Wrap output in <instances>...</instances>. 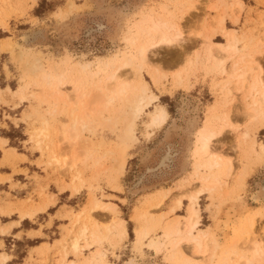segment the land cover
<instances>
[{
  "label": "rangeland",
  "instance_id": "1",
  "mask_svg": "<svg viewBox=\"0 0 264 264\" xmlns=\"http://www.w3.org/2000/svg\"><path fill=\"white\" fill-rule=\"evenodd\" d=\"M149 11L183 36L153 48L159 79L122 70L130 94L147 85L124 147L127 106L80 74L108 70ZM229 32L235 49L209 52ZM263 92L264 0H0V264H264ZM204 126L224 127L219 165L195 155ZM199 186L202 252L184 230Z\"/></svg>",
  "mask_w": 264,
  "mask_h": 264
},
{
  "label": "bare ground",
  "instance_id": "2",
  "mask_svg": "<svg viewBox=\"0 0 264 264\" xmlns=\"http://www.w3.org/2000/svg\"><path fill=\"white\" fill-rule=\"evenodd\" d=\"M239 6H241V2L239 3ZM129 24H130V28H131L132 33H130L129 35L124 37L125 41L129 45L128 46L129 50L123 51V52L119 51L120 56L116 57V61L111 65L110 68H108V70L98 69L95 74H87L85 76L82 72L80 74V77H83L84 79L86 77L90 83L94 84L96 89L100 90L99 92L102 91L106 95H108V93H111L113 96L109 97L110 98L109 102L114 101V99L116 97H118L120 99V101H123L124 104L127 106V108H128L127 113H128L129 118H128V123L125 126V130L123 132V137H122V143H123L124 147H127L131 141L135 140L134 138L136 136H135V130H134L135 125L134 124H135L137 118L139 117V115L141 114V112L144 110V101L147 97V96H145L147 93V85L144 82V84L142 85V89H141L140 93H138L137 95L134 96L133 94H130L129 92L133 88V86L131 85L132 82L128 81L126 75L124 77H123V75H121V74H123L122 70L124 68H127V67L135 66L138 69V70L137 69L136 70L141 73V69H143L144 66H146V65L152 66L154 68V73H155L156 78L159 79L162 75V70H161L162 66L160 67L151 61L152 59H151L150 55H151V53H153L152 52L153 48L155 46H157L158 44H172V43L178 41L183 36L182 29L176 25V23L173 21V19L171 20L170 14L168 12H166V14H154L152 11H149L148 14H146V13L143 14L140 22L129 21ZM229 33H230V39H229L228 44L224 45L223 43H219V42H211L210 44H212V46L209 47V52L212 51L213 46H216L218 49H222V50L223 49L229 50V51H230V49L234 50L235 49V47L233 46L234 44L233 45L231 44L233 42V40L235 39L234 33H232V32H229ZM69 60H70V56L67 55L66 60L64 61L65 64H63L64 65L63 71L70 66L68 64V62H70ZM221 61L224 63L223 58H221ZM191 62H192V60L187 59L186 64L185 63L182 64V67L177 72L178 77L186 75L188 73V68L190 69V66L192 64ZM257 83H260V80L257 81ZM82 96H83V93H81L80 97H82ZM154 98L155 97H153V99ZM155 99L157 100L158 98L156 97ZM259 101L262 104H264V92L262 93V96L259 98ZM255 103H256V101H255ZM252 110H253V114L255 115L257 113L256 110L255 109H252ZM165 118H166L165 112L164 113L162 112L161 115H158L157 117H155V121L161 122V121H164ZM80 120H82V119H80ZM223 126L225 127L226 124ZM224 127L220 128L219 130H215V129L210 128L208 126L207 127L204 126L200 129L199 134L198 135L196 134L197 135V142H196V147H195V155H197L200 159H204V158L210 156V158H211V160H210L211 162H209V163H211L210 166L219 165L220 160L216 156L217 154L214 152L215 151L214 150V140L216 138H218L219 135L222 134V129ZM125 156L126 155L120 156L122 158L120 159V162H119V168H120L119 170H122L125 166V163H126ZM127 156H128V154H127ZM197 165H200V160L197 161ZM120 172H122V171H120ZM212 182L213 181H211V183ZM213 183L215 184V182H213ZM202 193H203V189H201V187H200L199 189L195 190L194 195H191V197H190L191 202H190L189 208H188L189 213H188L187 220L184 223V230L186 231V234L192 236L191 240L193 242H195L194 247H195L196 252H202L206 247L205 243L200 238H197L194 236V231L199 227V224H200L199 210L196 207V203L198 201L199 196ZM178 203H179V205H181L182 201L179 200ZM109 208L110 209H116L117 206L113 205V206H110ZM123 222H125V221H123ZM121 227H122V235L124 237H128V232H127L124 224ZM176 233L178 235H181V230L178 229L176 231ZM254 242H256V241H254ZM175 245H176V247L179 246V240L176 242ZM75 247H77V244L75 245Z\"/></svg>",
  "mask_w": 264,
  "mask_h": 264
}]
</instances>
